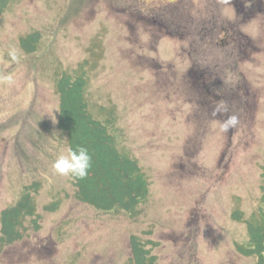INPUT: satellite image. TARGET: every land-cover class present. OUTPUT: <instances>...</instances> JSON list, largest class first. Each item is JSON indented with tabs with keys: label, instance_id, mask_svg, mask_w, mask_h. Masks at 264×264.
Instances as JSON below:
<instances>
[{
	"label": "rangeland",
	"instance_id": "374dc122",
	"mask_svg": "<svg viewBox=\"0 0 264 264\" xmlns=\"http://www.w3.org/2000/svg\"><path fill=\"white\" fill-rule=\"evenodd\" d=\"M177 1L8 0L0 211L25 186L38 191L36 215L22 219L0 264H132L133 234L154 264L256 262L236 247L248 245L245 221L261 204L264 0ZM34 31L35 50L24 52L19 40ZM61 73L85 77L89 114L109 121L117 150L145 175L148 198L134 215L79 202L72 179L53 171L68 148L57 120ZM220 102L228 111L213 117ZM230 115L239 123L219 133Z\"/></svg>",
	"mask_w": 264,
	"mask_h": 264
},
{
	"label": "trees",
	"instance_id": "16d2710c",
	"mask_svg": "<svg viewBox=\"0 0 264 264\" xmlns=\"http://www.w3.org/2000/svg\"><path fill=\"white\" fill-rule=\"evenodd\" d=\"M7 5L8 0H0V16ZM38 39L39 33L36 31L22 37L19 40L21 49L33 53ZM55 85L59 97V130L65 133L68 147H86L92 157L88 176L83 180L72 179L75 199L96 211L122 210L130 216L134 215L137 206L148 198L149 185L139 164L117 150L113 134L108 130L109 121H100L89 114L85 96L87 85L83 75L61 73ZM262 169L261 204L255 214L257 219L245 221L248 245L236 247L242 256H253L254 264H264V165ZM23 190L24 193L14 205L0 211V253L3 247L22 237V219L36 215L32 193L38 191V183L25 186ZM57 205V202H52L44 209L51 212ZM232 217L236 219L240 216L235 211ZM129 244L132 264H154V256L137 235L130 236Z\"/></svg>",
	"mask_w": 264,
	"mask_h": 264
},
{
	"label": "clouds",
	"instance_id": "9594fccd",
	"mask_svg": "<svg viewBox=\"0 0 264 264\" xmlns=\"http://www.w3.org/2000/svg\"><path fill=\"white\" fill-rule=\"evenodd\" d=\"M228 2V0H225ZM228 111L224 102L218 103L212 110V116L223 115ZM53 123L56 122L55 117L51 113ZM239 118L236 115L227 116L225 119L218 121V130L221 134H227L230 129L237 126ZM92 166V157L86 147L77 146L73 148L69 146L65 152L59 154L53 161L51 167L55 174L61 177H69L73 180H83L89 174Z\"/></svg>",
	"mask_w": 264,
	"mask_h": 264
}]
</instances>
